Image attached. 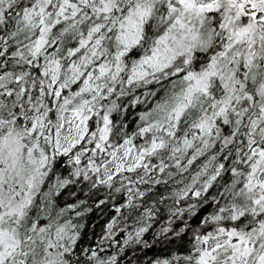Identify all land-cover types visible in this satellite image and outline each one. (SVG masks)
<instances>
[{
	"label": "snow or ice",
	"instance_id": "obj_1",
	"mask_svg": "<svg viewBox=\"0 0 264 264\" xmlns=\"http://www.w3.org/2000/svg\"><path fill=\"white\" fill-rule=\"evenodd\" d=\"M157 14L164 24L153 32ZM177 57L189 65L170 69L182 85L171 103L154 105L157 118L139 113L145 121L137 138L148 142L134 153V164L164 176L166 162L152 155L149 167L146 153L168 152L166 138L179 135L186 116L195 130L181 136L186 146L196 135H210L223 119V143L232 151L216 169L228 166L236 185L233 198L212 217L215 225L185 229L190 235L184 240L181 234L175 251L153 254L145 264H264V78H257L264 69V0H0V264H28L37 240L45 253L39 264H72L82 249L76 225L33 214L49 155L57 163L68 157L74 175L87 179L91 171L101 184L113 180L122 165L102 179L92 157L85 162L81 152H103L116 136L127 155L135 144L132 136H117L118 105L110 98L121 84L147 82L149 70L167 76ZM139 99L131 97V104L139 107ZM24 161L31 166L26 175ZM21 176L5 191L6 181ZM147 187L122 193L112 212L151 196L141 190ZM156 188L163 191L159 183ZM115 220L104 227L111 229ZM148 231L146 223L134 222L126 236L139 239ZM89 252L93 260L87 264H108L95 260L94 245Z\"/></svg>",
	"mask_w": 264,
	"mask_h": 264
},
{
	"label": "clouds",
	"instance_id": "obj_2",
	"mask_svg": "<svg viewBox=\"0 0 264 264\" xmlns=\"http://www.w3.org/2000/svg\"><path fill=\"white\" fill-rule=\"evenodd\" d=\"M124 2L127 3L128 0ZM160 2L163 0H158V3ZM154 24L153 32L162 30L161 26L164 21L158 14ZM201 31L206 32V27H202ZM151 42L149 39L148 43L151 44ZM146 50L142 44L140 51ZM195 59L199 60L201 57L196 56ZM175 66L189 67V65L182 64L180 57H177L168 66L167 76L164 75L163 70L156 73L149 70L147 82L138 81L131 87L121 84L117 88L119 94L110 98V101L118 105L116 123L119 124V131L117 136L124 134L132 136V143L135 147L126 155L127 145L122 144L117 147L116 136H113L111 141L105 142L103 152L96 151L94 154L81 152V156L85 162L90 156L92 157L99 168L97 174L102 179L122 165L119 174L113 180L104 181L101 184L92 178L91 171L87 179L83 175H74L72 168L75 165L66 163L68 157L65 161L57 163L51 154L49 155V164L44 169L43 179L35 189L33 196V208L35 209L33 214L38 218L43 216L46 220L52 218L71 220L76 225L74 230L83 234L82 249L79 254H73L72 264H77V262L87 264L93 260L89 245H94L97 253L95 260L103 259L108 261V264H145V260L150 256L144 253L146 250L152 251L153 246L157 251L166 252L169 249L175 251V246L181 242V234H184V240H187L190 235V232L185 233V229L198 231L206 225H215L217 221H214L212 217L219 212L221 205H226L233 198L236 182L230 179L228 166L220 169L219 172L216 169L217 162L222 163L232 151L223 143L224 136L227 134L223 119L213 128L210 135H196L193 137L192 144L186 146L182 143L181 136L191 135L195 131L187 126L191 123V119L186 116L177 126L176 131L179 135L166 138L168 152L162 155L146 153L149 167L152 164V155H157L158 160L163 159L166 162L168 168L164 176L134 164V153L148 142L146 136L137 138L136 129L145 121L139 113L143 111L149 114L147 119H154L158 116L154 105L160 103L161 100H168L171 103L173 99L171 94L178 91L182 85L179 76L170 71ZM126 71V68L122 70L121 77L116 80L117 84H120L123 73ZM257 78H264V69L258 71ZM249 83L254 87L251 80ZM133 96L140 97L137 101L139 107L131 104ZM130 104L131 107H129ZM41 143L44 144L43 138ZM113 149H116L114 155ZM188 157L192 159L188 160ZM232 163L234 161H229V164ZM129 165L133 167L130 169ZM85 166V163L80 165L82 172ZM30 167L27 161H24L25 175ZM22 179L23 176L14 177L10 182L6 181L5 191L9 190V183L16 185L17 181H22ZM62 180L63 183H61ZM145 183L148 187L141 190L151 192V196H146L144 199L137 198L131 207L121 205L124 207L123 212H112L113 202L122 193L127 194L131 188L134 194ZM157 183L163 191L157 190ZM193 193L196 194L193 195ZM69 204L75 207L69 208ZM101 204L105 206L101 207ZM145 208L151 210L150 214L145 213ZM76 213L80 214L79 217ZM113 217H116V220L111 229H106L104 225ZM222 218L226 219V214ZM134 222L147 224L150 231L146 236L142 235L139 239L127 238L129 225ZM9 223V219L5 217L3 224L6 226ZM72 247L75 245L73 244ZM34 249V253L28 258V264H39V261L44 258L43 242L37 240Z\"/></svg>",
	"mask_w": 264,
	"mask_h": 264
},
{
	"label": "trees",
	"instance_id": "obj_3",
	"mask_svg": "<svg viewBox=\"0 0 264 264\" xmlns=\"http://www.w3.org/2000/svg\"><path fill=\"white\" fill-rule=\"evenodd\" d=\"M89 223H91V222L89 221ZM163 252H164L163 250L157 251L156 250V247L153 246V250L152 251H147L146 250L145 253H144V255H146V256H153V254L160 255Z\"/></svg>",
	"mask_w": 264,
	"mask_h": 264
}]
</instances>
